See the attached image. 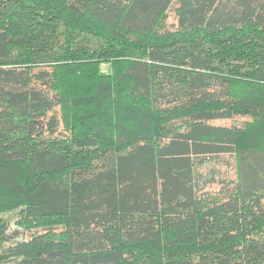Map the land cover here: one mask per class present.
<instances>
[{"label": "trees", "instance_id": "1", "mask_svg": "<svg viewBox=\"0 0 264 264\" xmlns=\"http://www.w3.org/2000/svg\"><path fill=\"white\" fill-rule=\"evenodd\" d=\"M256 125L264 0H0V264H264Z\"/></svg>", "mask_w": 264, "mask_h": 264}, {"label": "rangeland", "instance_id": "2", "mask_svg": "<svg viewBox=\"0 0 264 264\" xmlns=\"http://www.w3.org/2000/svg\"><path fill=\"white\" fill-rule=\"evenodd\" d=\"M165 27H166V30L168 31H174L176 28H177V17H176V14H175V11L174 9H172L171 11L168 12V15H166L165 17V23H164ZM101 71L104 73V74H109L111 75V69H112V66L111 65H102L101 67ZM55 73L56 75L58 74L55 70ZM245 91L246 90V87L244 84L242 85H238V89H242ZM119 100H123L119 98ZM113 102V101H111ZM89 103H86V107L89 109L90 108V105H88ZM129 104H130V101H129ZM58 111V114H62V106L59 107V109L57 110ZM66 118L69 117V112L67 111L66 112V115H65ZM71 118V117H70ZM69 118V119H70ZM228 124H232V123H228ZM252 123L250 119H238L235 124H237L238 127H243L244 124H250ZM254 124V123H253ZM252 124V125H253ZM250 125V126H252ZM65 130H66V123H65ZM253 128H256L259 132V137L261 136V145L262 147L264 148V129L261 125H256L254 126ZM261 131V133H260ZM69 133V132H68ZM226 159L225 160H229L230 161V165H228L227 167L225 166L224 162H221L219 165H217L216 169L218 172H221V176L224 175V177L230 182V181H234L236 182L237 180V175H236V160L235 158L233 157H225ZM225 186H230V185H225ZM225 186H222V185H213L211 187H208L206 190H205V193L206 195L209 197V199L211 200H214V199H217L218 197H225L227 198L228 194L231 192V188H225V189H222L223 187ZM205 195V196H206ZM207 202V201H206ZM4 218L8 219L9 222L11 223V228L13 230H17V228H19L18 224H16L17 220H19V215L17 213V211L15 212H11V213H7V214H4L3 215ZM36 232V231H35ZM34 232V233H35ZM20 233H21V236H20V241H29L33 235H31L32 232H28V231H25L23 229L20 228Z\"/></svg>", "mask_w": 264, "mask_h": 264}]
</instances>
